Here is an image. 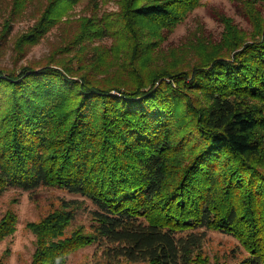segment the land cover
I'll list each match as a JSON object with an SVG mask.
<instances>
[{
    "label": "trees",
    "instance_id": "16d2710c",
    "mask_svg": "<svg viewBox=\"0 0 264 264\" xmlns=\"http://www.w3.org/2000/svg\"><path fill=\"white\" fill-rule=\"evenodd\" d=\"M32 1L14 0L13 9ZM47 1L19 44L76 20L58 50L74 56L0 65V196L55 186L84 199H65L30 224L31 264H66L92 244L118 262L264 264L261 0H244L250 29L221 14V40L201 29L178 47L171 35L203 0H118L103 15L95 1L93 16L76 19L82 0ZM84 208L89 229H72ZM17 223L16 212L3 215L0 244ZM210 228L238 237L248 256L212 260Z\"/></svg>",
    "mask_w": 264,
    "mask_h": 264
},
{
    "label": "rangeland",
    "instance_id": "374dc122",
    "mask_svg": "<svg viewBox=\"0 0 264 264\" xmlns=\"http://www.w3.org/2000/svg\"><path fill=\"white\" fill-rule=\"evenodd\" d=\"M13 1L0 0V65L11 69L28 64L40 66L52 58L59 61H70L74 56L72 52L58 50L61 46L64 47V43L76 32V20L66 19V22L56 25L46 37L44 36L36 44L22 47L19 44L20 37L30 31L48 1L33 0L23 13L13 9ZM95 1L99 8L97 15L116 11L119 8L118 0H82L71 10L70 18L93 16L94 10L91 3ZM261 2H258L261 4L258 7L264 11V0ZM243 8L244 0H203L202 5L178 25L170 37V43L178 47L189 36L201 29H203L201 33L209 34L214 40H221L225 32V25L220 20L221 14L233 17L236 25L240 24L241 27L250 29L251 24ZM105 41L110 43L112 40L105 39ZM100 42L101 40L96 44ZM167 43L166 48L173 46ZM191 44L195 45L194 42ZM73 198L84 199L55 186H43L34 191H25L17 187L9 188L0 196V219L7 211L12 210L18 215V223L15 233L0 244V258L9 248L8 264H31L36 248V234L29 227L30 224L39 222L45 215L58 209L65 199ZM86 201V204H90L89 200ZM90 224V212L84 208L78 212L77 218L70 227L74 229L85 225L89 229ZM207 236L204 250L212 257V260L232 262L249 254L240 239L232 234L210 228L207 230ZM101 250L95 244L85 246L73 253L66 264H142L127 260L120 262L107 260Z\"/></svg>",
    "mask_w": 264,
    "mask_h": 264
}]
</instances>
